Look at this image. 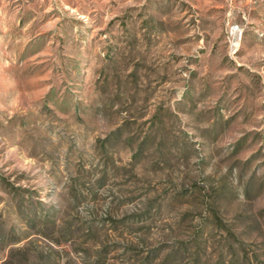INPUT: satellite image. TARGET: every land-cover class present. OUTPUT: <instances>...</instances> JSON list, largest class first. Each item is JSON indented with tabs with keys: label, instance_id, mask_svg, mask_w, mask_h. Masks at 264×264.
<instances>
[{
	"label": "rangeland",
	"instance_id": "rangeland-1",
	"mask_svg": "<svg viewBox=\"0 0 264 264\" xmlns=\"http://www.w3.org/2000/svg\"><path fill=\"white\" fill-rule=\"evenodd\" d=\"M0 264H264V0H0Z\"/></svg>",
	"mask_w": 264,
	"mask_h": 264
}]
</instances>
